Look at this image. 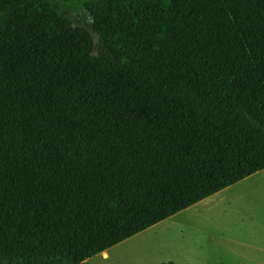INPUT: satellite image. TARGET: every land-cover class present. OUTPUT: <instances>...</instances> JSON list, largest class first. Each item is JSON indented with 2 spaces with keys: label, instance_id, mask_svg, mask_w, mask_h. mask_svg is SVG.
Here are the masks:
<instances>
[{
  "label": "trees",
  "instance_id": "trees-1",
  "mask_svg": "<svg viewBox=\"0 0 264 264\" xmlns=\"http://www.w3.org/2000/svg\"><path fill=\"white\" fill-rule=\"evenodd\" d=\"M262 169L264 0L0 8V264H92Z\"/></svg>",
  "mask_w": 264,
  "mask_h": 264
},
{
  "label": "rangeland",
  "instance_id": "rangeland-1",
  "mask_svg": "<svg viewBox=\"0 0 264 264\" xmlns=\"http://www.w3.org/2000/svg\"><path fill=\"white\" fill-rule=\"evenodd\" d=\"M23 1L25 0H0V8L5 9ZM75 14L83 17L85 11L76 9ZM248 211L257 213L259 219L263 220L264 169L249 180L222 190L112 246L109 249V257L98 253L90 258V262L92 264H170L171 262L189 264L187 261L191 256H200L201 244L205 247L206 244L213 243L215 232L220 233L224 228L232 225L236 217L247 214ZM183 221H187V227L183 226ZM193 227H199L203 232L197 234L192 230ZM259 232L261 235H256L253 242L246 245L242 252L234 250L230 255L222 254L214 244L212 264H260L253 260L245 261L251 254L254 256L264 254V229ZM220 256L225 261L218 262ZM236 258L242 261L234 262Z\"/></svg>",
  "mask_w": 264,
  "mask_h": 264
},
{
  "label": "crops",
  "instance_id": "crops-1",
  "mask_svg": "<svg viewBox=\"0 0 264 264\" xmlns=\"http://www.w3.org/2000/svg\"><path fill=\"white\" fill-rule=\"evenodd\" d=\"M262 170H260V172ZM260 172L258 171L254 174H251L248 177H246V178H244V179H242V180H240V181H238V182H236V183H234V184H232V185H230V186H228L222 190L237 186V185L245 182L246 180H249L250 178L256 176ZM222 190H220V191H222ZM220 191H218V192H220ZM218 192H216V193H218ZM216 193H214V194H216ZM214 194L206 197L205 199L213 196ZM205 199H203V200H205ZM203 200H201V201H203ZM201 201H199V202H201ZM197 203H195V204H197ZM195 204H193L187 208H190V207L194 206ZM187 208H184V209H187ZM260 221L261 220L259 219L258 214L253 212V211H248L247 214L240 215V216L236 217V219L233 220L232 225H229L226 227L228 229L224 228L222 231H220V233L215 232V234H214L215 239L212 238L213 243L206 244L205 247H203V244H201L199 247V249H201V251H202L200 256L199 255L196 257L191 256L190 259L187 261V263H189V264H212V262H211L212 248H214L215 245L218 246V248L220 249L222 254L227 253L228 255H230V253H234V250H238V251L242 252L246 245L251 244L253 242L256 235H261L259 231L261 229H264V218L261 222ZM183 226L187 227V221H185V222L183 221ZM192 230H194L197 234H200L203 232L199 227H193ZM235 247H237V248H235ZM105 252L109 253L110 251L108 249V250L102 252V254H105ZM217 260H218V262L219 261H225L221 256ZM250 260H253V261L258 262L260 264H264V254L260 255V256L259 255L254 256L251 254L250 257H248L245 261H250ZM241 261H242V259H237V258L234 259V262H237V263H239ZM170 264H173V262H171Z\"/></svg>",
  "mask_w": 264,
  "mask_h": 264
},
{
  "label": "bare ground",
  "instance_id": "bare-ground-1",
  "mask_svg": "<svg viewBox=\"0 0 264 264\" xmlns=\"http://www.w3.org/2000/svg\"><path fill=\"white\" fill-rule=\"evenodd\" d=\"M104 256L105 257H109V253L108 252H105Z\"/></svg>",
  "mask_w": 264,
  "mask_h": 264
}]
</instances>
